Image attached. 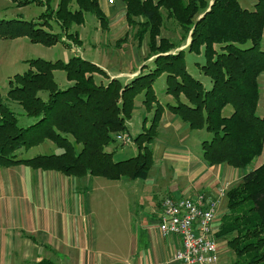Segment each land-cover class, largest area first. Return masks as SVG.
Returning a JSON list of instances; mask_svg holds the SVG:
<instances>
[{
  "label": "trees",
  "instance_id": "trees-1",
  "mask_svg": "<svg viewBox=\"0 0 264 264\" xmlns=\"http://www.w3.org/2000/svg\"><path fill=\"white\" fill-rule=\"evenodd\" d=\"M10 1L19 8L37 5L45 11L36 21L0 19L2 39L28 38L47 47L82 45L79 33L72 30L85 23L87 13L98 18L103 30L109 29L99 0H59L57 7L53 0ZM121 1L128 25L137 28L139 46L149 38L145 60L155 57L153 67L125 84L78 55L66 62L28 60L29 70L10 81L6 99L0 92V168L25 165L76 178H145L154 165L152 145L168 108L192 130L212 133V139L202 143L203 158L210 166L247 169L264 152V114L258 113L259 77L264 73V0H258L253 10L242 7L239 0ZM165 18L181 27L183 41L190 37L187 52L204 56L205 63L199 67L211 88L189 72L187 52L177 51L179 44L163 36ZM57 70L65 71L71 82L65 89L55 79ZM162 75H166V93L174 99L166 104L154 89ZM6 100L18 103L35 121L20 126L18 113ZM140 105L153 117L149 127L144 118V130L135 138L139 153L115 160L114 151L107 147L119 134L130 135L127 122ZM228 106L233 108L230 116L224 114ZM47 141L59 151L31 158L20 154ZM226 198L227 212L216 236L228 239L237 258L232 264H264V163L248 171ZM37 264L58 263L44 258Z\"/></svg>",
  "mask_w": 264,
  "mask_h": 264
},
{
  "label": "crops",
  "instance_id": "crops-1",
  "mask_svg": "<svg viewBox=\"0 0 264 264\" xmlns=\"http://www.w3.org/2000/svg\"><path fill=\"white\" fill-rule=\"evenodd\" d=\"M99 2L109 19L108 33L111 40L104 43L98 39L94 43L93 50L96 52L93 55L94 59L90 61L104 69L110 78H119L127 84L144 72V66L153 67L155 57L145 60L149 56V41L146 42V39L141 47L138 42L133 44L134 49L126 44L119 46L118 49L115 45L113 46L112 41L113 37H116L117 24L119 29L130 30L126 19V7L121 1L120 6L111 11L105 7V0H99ZM212 3L213 0H211ZM190 41L189 37L187 41L179 44L177 51L187 52ZM115 48L117 50H114ZM81 56L84 57V55ZM195 56L204 59L203 55L187 52L188 70L207 88H211L210 79L203 75L199 67L205 61H197ZM69 85L71 82L68 81ZM259 85L260 106L261 100H264L263 74L259 77ZM167 96L166 103L174 101L170 95ZM232 112L231 106L224 110L227 116H230ZM258 113L263 115L264 111ZM148 115L153 117V112ZM152 117L148 118L150 122ZM192 131L194 130L188 123L168 108L165 109L158 136L152 147L154 165L160 163L157 175H161L164 179L163 187L170 184L165 187L169 189L156 203L154 207L156 212L154 211L152 218L143 219L142 225L145 227H142L135 236V248L123 264H179L174 259V253L181 245L180 239L175 236L163 237L159 230L161 202L166 196H194L203 193L208 199L220 198L217 223L219 231L222 218L227 212L226 193L230 188L241 183L248 171L232 168L227 164L210 166L203 158V151H197L194 146L185 144ZM42 145H47L51 149L44 154L58 152L53 151L54 144L50 141L40 146ZM69 177L60 172L36 170L25 165L0 168V264H37L44 258L52 259L47 252L53 254L55 258H65L68 264H112L104 261L100 252L97 258H94L92 253L80 252L79 242L80 238L81 241L84 239L85 227L81 219L82 213L74 202L77 187L74 186L72 177ZM182 177L188 179H185L183 183L180 181ZM222 191L225 193L224 196ZM217 239L223 238L217 237ZM219 244L221 247L224 246L222 243ZM221 258L220 256L219 264L222 263Z\"/></svg>",
  "mask_w": 264,
  "mask_h": 264
},
{
  "label": "rangeland",
  "instance_id": "rangeland-1",
  "mask_svg": "<svg viewBox=\"0 0 264 264\" xmlns=\"http://www.w3.org/2000/svg\"><path fill=\"white\" fill-rule=\"evenodd\" d=\"M105 1L106 6L105 4L104 6L111 11L119 7L121 3V0H116L114 4H109L108 0ZM58 2L59 0H53V6L57 7ZM239 2L242 7L253 10L258 0H239ZM44 11V7L37 5L19 8L10 0H0V19L23 17L26 20L36 21ZM163 13L166 17L167 13L165 10H163ZM53 26L56 31H59V27L56 23H53ZM116 26V37H113L112 45H115L118 49L119 46H124L126 44V46L134 49L133 44L137 43L135 39L137 28H131V26H129L130 30L125 31L124 29H119L118 24ZM72 32L79 33L83 41L82 45H76V43L68 41L69 44L72 45V48H68L66 45L64 46L62 44L47 47L43 44L32 43L28 38H0V92L4 98H7L10 89V81L13 80L17 74H24L29 70L28 60L41 58L52 62L57 60L66 62L74 55H84V58L91 60L94 59L93 55L96 53L95 50H93L94 43L98 39L104 43H108L111 40L108 30H103L98 18L91 13L85 14V23L83 25H74ZM162 34L177 44L185 42L182 40L184 33L181 27L172 19L165 18ZM117 41H119V45L116 46ZM148 41L149 38L147 37L146 42ZM249 45L250 44L247 46ZM101 46L104 47L103 45ZM261 47L262 50H264V40L262 41ZM116 48L114 50H117ZM194 58H196L197 61H205V58L199 59L197 56ZM148 71L149 68L147 66L143 73H147ZM55 79L60 88L65 89L68 87L65 71H55ZM154 89L158 99L162 104H166L168 101L166 93V75H162L156 79ZM43 96L47 98L46 94H43ZM6 103L18 113L20 126L26 127L35 121L34 118L25 115L23 108L18 103L10 100H6ZM140 107L141 108L136 111L133 117L127 122L132 141L123 142L117 140L107 147L108 151H114L115 160L121 161L129 159L139 153L135 138L144 130V118L152 117L148 115L149 113L146 112L143 106L140 105ZM262 111H264V100H261L259 106V112ZM149 126L150 119L146 123V127ZM212 136V133L204 129L201 132L194 130L191 135L188 136L185 144L192 147L194 146L197 151L202 152V141L211 140ZM49 151H51V149H49L47 145H39L28 151H22L20 154L23 158H31ZM53 151H59L56 145H54ZM263 162L264 152L248 166L247 171L257 168ZM159 165L160 163H156L147 177L137 180H131L129 178L108 180L103 177L91 176L71 178V180H73L72 182H74V186L77 187L74 193V202H76L78 210L82 213L83 217H81V219L84 221L83 226L85 227L84 239L81 241L80 238L79 242L81 253H92L93 257L97 258L100 252V256L104 261H108L112 264L124 263L126 257L129 256L135 248V236L142 227H145L142 225L143 219L152 218L154 211L156 212L154 208L156 203L168 192L169 188L165 189V187L170 184L168 183L163 187L164 179L161 175H157ZM175 173H177V171ZM185 179V177H182L180 181L184 183ZM218 241L224 245L223 247L220 245V256L222 257L221 264H232L237 258L232 249L228 246V239L224 238ZM82 246H84V248H82ZM47 254L58 264H68V261L63 257L55 258V256L49 252H47Z\"/></svg>",
  "mask_w": 264,
  "mask_h": 264
},
{
  "label": "built area",
  "instance_id": "built-area-1",
  "mask_svg": "<svg viewBox=\"0 0 264 264\" xmlns=\"http://www.w3.org/2000/svg\"><path fill=\"white\" fill-rule=\"evenodd\" d=\"M116 0H109L114 4ZM118 141H132L130 135L119 134ZM225 193L222 191V196ZM220 198L206 194L166 196L161 202L158 224L163 237L175 236L181 245L174 253L179 264H219L220 244L217 239Z\"/></svg>",
  "mask_w": 264,
  "mask_h": 264
}]
</instances>
